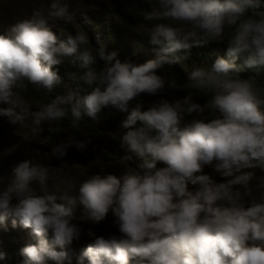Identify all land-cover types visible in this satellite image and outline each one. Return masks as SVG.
Here are the masks:
<instances>
[{"label":"clouds","instance_id":"9594fccd","mask_svg":"<svg viewBox=\"0 0 264 264\" xmlns=\"http://www.w3.org/2000/svg\"><path fill=\"white\" fill-rule=\"evenodd\" d=\"M146 2L137 30L154 58L143 63L93 48L81 30L57 35V23L84 14L68 0L41 2L0 30V117L50 146L0 186V226L10 219L36 241L19 249L22 264H264V82L240 75L264 72V0ZM210 42H226L225 54L188 68L190 50ZM64 63L77 69L70 84L54 70ZM174 64L185 66L182 83L160 74ZM28 85L39 100L22 95ZM177 91L186 94L164 98ZM142 96L160 98L145 105ZM111 112L124 114L107 133L125 153L119 175L104 165L65 175L42 162L85 149L86 118ZM61 133L71 134L53 139ZM109 215L118 235L66 250L81 236L79 222Z\"/></svg>","mask_w":264,"mask_h":264},{"label":"trees","instance_id":"16d2710c","mask_svg":"<svg viewBox=\"0 0 264 264\" xmlns=\"http://www.w3.org/2000/svg\"><path fill=\"white\" fill-rule=\"evenodd\" d=\"M103 9L106 8L84 12L83 16L78 13L73 23H57V26L53 28V31L56 32L57 35H60L61 38H63L62 33L65 35H75L77 30H81L87 35L89 43L93 48H97L100 45H103L106 53L116 51L118 54V58L122 61L124 59H129L137 63H143L148 59L154 58L152 46L149 45L145 36L136 34L133 31H129L123 26H119V6H116L115 9L110 8L112 20L104 16V14L102 13ZM142 9L144 11H147V9ZM8 15L10 14L7 13V5H5L4 0H0V30L10 24L9 20H11V18H9ZM225 51L226 43L222 42H210L209 44L202 47H194L190 50L189 59L185 61V65L190 68L193 64L201 65L206 62L210 63L216 55L223 56L225 54ZM237 63H239V61ZM102 64V61H97V64L94 65V67H102ZM165 69H167V71L164 72L162 70L160 74L175 76L178 83H182L186 79L185 66H182L180 64H174L171 66L165 65ZM54 70L58 72V74L65 82L70 84L71 82L68 79V74L75 72L77 69L72 65L64 63L62 65L54 66ZM240 75L242 78L255 76L258 81L264 82V72L257 75L252 71L245 70L241 72ZM22 95H24L25 97L31 96L34 100H39L41 98L40 93L35 92L32 89L31 85L27 86L26 90L22 92ZM148 97L149 96L140 97L141 102L145 103L144 100ZM204 102L205 101L201 102V104H203ZM134 105L135 101L130 103V107ZM105 112H109V110H105ZM123 118L124 114L111 112V114L102 115L97 123H92L86 118V122L84 123L83 127L89 131L90 137L107 135V133L109 132L118 130L120 121ZM66 124L67 122H64L62 126H66ZM67 134L71 133H61L59 137H53V139H62ZM76 135L78 139L84 138L81 137L78 133H76ZM21 137H23L25 140H23ZM23 141L25 142L23 143ZM20 142L22 143V145H26L29 148L33 147L45 152L50 151V146L47 147L38 144L34 140H28L26 130L19 129V126L9 125L5 118L0 117V169L3 168L2 170L11 172V169L8 170L4 168V161L7 158V156L5 155V145L8 144L11 145L10 147H14L13 150L16 152L15 155H18L21 153ZM124 155L125 153L119 148H85L81 151H77L75 148H71L67 150V154L64 158H76L78 159V161H80V163H86L89 161L109 163L114 159L120 160V158ZM137 163L138 161L135 157L127 161V165L129 167H135ZM157 166L162 167L163 165L158 164ZM119 174L120 173H116L115 175Z\"/></svg>","mask_w":264,"mask_h":264},{"label":"rangeland","instance_id":"374dc122","mask_svg":"<svg viewBox=\"0 0 264 264\" xmlns=\"http://www.w3.org/2000/svg\"><path fill=\"white\" fill-rule=\"evenodd\" d=\"M47 3V0H4L5 5H7V13L12 23L15 19L25 17L32 11V8L39 3ZM70 5L76 6L78 8L84 9V12H88L95 9L106 8L102 10V13L106 18L111 19L110 8L115 9L119 6V26H123L129 31H133L136 34H140L137 30L138 26L144 21L140 16V13L144 9L150 11V6L147 4L146 0H68ZM7 16V14H6ZM141 35V34H140ZM226 43V42H222ZM186 93L184 91L168 92L166 99H178L182 98ZM160 97H148L144 100L145 104L152 102ZM196 102L201 103L207 99V97L195 96L193 97ZM186 119H191V117H186ZM25 140L23 137H21ZM25 141H23L24 143ZM21 143V142H20ZM5 155L7 158L4 161L5 169H12L18 162L25 159H34L39 162V159L46 153L43 150H38L37 148L27 147L26 145H20L21 153L15 155L14 147L11 145H5ZM9 146V147H8ZM14 146V145H13ZM49 146V145H44ZM16 147V146H15ZM119 148L118 143L111 139L108 135H100L97 137H91V143L87 145L86 148L90 149H102V148ZM71 149V148H69ZM68 149V150H69ZM118 159H114L109 163H102L98 161H89L86 163H80L78 159H61L57 160L55 158H49L42 162L48 164L51 167H61L59 170L61 174L65 175H79L88 172L91 174L93 172H98L100 170V165H104V170L108 173H121L124 170V166L121 165ZM0 169V184H3L10 172ZM209 172L210 169H205ZM2 179V180H1ZM2 186V185H0ZM81 227V236L78 240H74L72 244L66 249L70 254H78L82 249L92 242L93 236H107L109 234H117V229L113 226V218L109 215L105 221L99 224H91L79 222ZM50 239V236H49ZM35 238L31 235L29 229H24L19 224L15 228L11 226L10 219L5 222V225L0 226V253L4 254V259L0 260V264H22V257L19 255V249L23 246L29 244H35ZM59 251L60 249L57 248ZM47 264H54L53 261H48ZM73 264L75 261L73 259Z\"/></svg>","mask_w":264,"mask_h":264}]
</instances>
